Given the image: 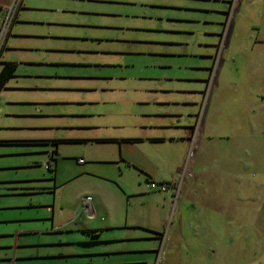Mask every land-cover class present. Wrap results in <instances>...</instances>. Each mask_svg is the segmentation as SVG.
Here are the masks:
<instances>
[{"label":"crops","instance_id":"crops-1","mask_svg":"<svg viewBox=\"0 0 264 264\" xmlns=\"http://www.w3.org/2000/svg\"><path fill=\"white\" fill-rule=\"evenodd\" d=\"M10 1L0 0V5ZM72 1L103 7L81 11L71 5ZM228 2L21 0L0 54V69L5 62L15 64L13 75L0 90V130L13 127L26 134L0 138V146L19 149L13 155L37 156L25 168L43 166L48 175L45 179L1 182L6 191H0V264H95L94 258L109 260L122 255L121 251L156 254L155 261L164 264L169 257H189V248L202 251L201 258L205 259L199 241H186L187 227H178L179 241H169L159 258L155 244L128 250L111 246L159 240L160 234L152 228L161 215L158 208L165 215L178 188L186 199L199 197L201 183L195 188L192 182L196 171L204 167L194 170L192 166L191 183L184 179L181 183L180 177L203 101L206 99L207 107L200 115L196 154L204 140L222 137L212 121L216 98L224 92L246 101L254 84H264V34L255 23L250 26L253 33L235 32L239 17L252 9L251 1L240 0L238 11L227 22ZM43 11H72L75 15L99 16L104 22L96 24L88 18L81 24L55 21L37 13ZM44 26L102 28L105 35L82 37L96 41V47L92 43L86 48L66 47L52 41L80 39L54 34ZM179 46L189 49L174 48ZM77 53L87 54V60H79ZM126 57L139 64L132 76L127 71L136 65L126 63ZM184 57L197 63L172 66V59ZM172 68H190L193 72L187 78L174 79L165 73ZM79 69L92 72L79 76ZM261 100L260 104L264 103V98ZM4 104L9 112L3 109ZM246 104H240L241 110H246ZM8 117L14 121H7ZM207 147L221 146L203 148ZM149 181L165 183L168 188L164 193L151 191ZM58 190L61 199L45 206L49 210L46 217L9 213L33 208L31 204L12 205L10 197L54 196ZM83 197L90 201L80 207ZM140 197L138 209L132 201ZM137 211L139 216H134ZM141 212H147V219L140 217ZM137 227L152 230L149 236L134 239L127 232ZM98 263L151 264L141 260Z\"/></svg>","mask_w":264,"mask_h":264},{"label":"rangeland","instance_id":"rangeland-1","mask_svg":"<svg viewBox=\"0 0 264 264\" xmlns=\"http://www.w3.org/2000/svg\"><path fill=\"white\" fill-rule=\"evenodd\" d=\"M252 9L245 10L244 17H239L236 22L235 32L246 33L255 32L251 29V24L255 23L259 26L260 33L264 34V0H250ZM240 2V0H239ZM245 2V0H244ZM243 2V3H244ZM81 1H72L71 5L78 7L81 11H97L101 10L103 5L88 3ZM240 4V3H239ZM42 6V5H39ZM234 10L233 13L238 11ZM228 10V9H227ZM64 13L59 11L53 12H37L43 17H48L59 21H77L74 24H81L83 19H92L96 24L104 22L99 16H83L81 14ZM36 13V14H37ZM90 22V21H88ZM44 29L51 30L54 34L70 35L80 40L64 39L63 41H52L56 44L64 45L66 47L75 46L76 48H86L87 45L96 47V41L81 40L86 34H93L94 37L101 38L105 31L102 28H88L81 26H44ZM225 30V29H224ZM233 30V29H232ZM230 29V31H232ZM185 40L186 36H183ZM188 41V40H187ZM189 42V41H188ZM191 47V45H190ZM181 48L183 51L188 50L189 46L174 47ZM75 56L79 60H87V54L77 53ZM126 63H135L133 59H127ZM197 63L193 58H174L171 63L172 66L184 65L187 63ZM134 69H130L127 74L132 76L135 74L133 70L139 66L135 63ZM239 66L240 63H234ZM256 67V66H255ZM257 68V67H256ZM91 73L92 69L82 71L79 69L78 74ZM168 75L175 78H187L193 72L189 69L176 68L165 71ZM85 81V80H84ZM210 81V80H209ZM174 84H176L174 82ZM254 84V83H253ZM252 96H249L246 101L240 99L238 95L229 97L224 92L216 98L212 106L213 118L212 121L216 129H219L222 137L217 136L213 141L204 140V144L200 146L198 154L196 148H188L186 153L185 165L188 164L190 169L194 166L196 171L193 179L188 178L190 174L184 172L180 177V182L193 183L194 187L200 183L199 197L191 196L190 199L183 197V192L178 193L175 201L171 199L167 212L157 215L152 228L154 232L160 234L159 240L152 241H129L127 243L114 244L111 247L119 250H128L127 248H147L150 246L157 247L158 258L160 254H165L164 250L168 249L169 241L178 242L180 231L178 227H187L184 233L186 241H199L204 247L205 259H202V251L198 249L189 248V257L185 258H167L164 264H264V103L261 98H264V84L250 89ZM238 92L240 89L237 90ZM8 98V97H7ZM6 100H2L4 103ZM244 101V102H242ZM205 102L207 103L206 99ZM203 101L199 113L205 112V103ZM246 104V110L239 107L240 104ZM3 109L9 112V106L2 105ZM207 107V106H206ZM252 108V109H251ZM27 109V108H21ZM251 111V112H250ZM9 120V117L7 121ZM9 121H14L10 119ZM232 130V136L229 131ZM58 132V131H57ZM226 133V135H224ZM18 134H26L22 130L13 129L9 127L0 130V138H10L18 136ZM200 138V137H199ZM220 138V139H218ZM219 145L220 148L204 149V146ZM231 146V149L225 148ZM16 147H1L0 146V191H6L1 182L7 180H22V179H42L48 175L45 167L38 166L33 168H25L26 163L31 159H38L37 156L13 155L18 152ZM195 159V165H193ZM215 162V163H214ZM214 163V165H213ZM197 182V183H196ZM200 182V183H199ZM182 183V182H181ZM203 183V184H202ZM34 184V183H33ZM48 185V183H42ZM180 185V184H179ZM70 187V186H67ZM65 187L64 189H66ZM63 189V188H62ZM61 189V190H62ZM58 190L54 196L47 193L35 194L28 197H10L11 204L33 205V208H23L9 210V213L27 216L46 217L49 215V210L45 207L50 205L52 200L58 202L61 199V193ZM64 191V190H63ZM144 200V199H143ZM148 204H155L150 199H145ZM142 197L136 198L132 201V205L140 208ZM158 206L160 204L158 203ZM137 210V209H136ZM140 216L147 219V212H141ZM134 216H139V212L134 213ZM20 229L27 227H18ZM37 228V227H32ZM151 228V227H149ZM149 228L137 227L129 230L128 235L134 239L145 238L149 236ZM2 230V227L1 229ZM185 231V230H184ZM119 236L120 233H114ZM34 237V236H31ZM22 240V239H21ZM155 247V248H156ZM120 256H111L110 261L106 258H94L93 263L98 262H122L133 261L139 262L147 261L151 264H162L160 261H155L156 254H140L135 255L128 251H121ZM164 252V253H163ZM197 252V254H195ZM161 256V257H162ZM168 256V254L166 255ZM198 258V259H197Z\"/></svg>","mask_w":264,"mask_h":264},{"label":"built area","instance_id":"built-area-1","mask_svg":"<svg viewBox=\"0 0 264 264\" xmlns=\"http://www.w3.org/2000/svg\"><path fill=\"white\" fill-rule=\"evenodd\" d=\"M21 0H11L9 4L7 5H0V54L1 51L3 50V47L5 45L7 36L10 32V28L14 22L15 16L17 14V11L20 7ZM239 4V0H229L228 4V10H227V22L230 19L231 15L233 14L234 10L237 9ZM226 22V24H227ZM200 117L196 121V123L193 125V128L191 130V135L189 136V148L194 150L197 146V142L199 140V135H200V123H199ZM79 163L82 162L81 159L78 160ZM187 173L190 174V167L188 164H186L183 168V174ZM148 188L151 191L158 192V193H164L166 192L168 186L165 183H158V182H153L149 181L147 183ZM177 191L175 192V195L173 196V201L177 198ZM89 197H83L81 198L79 202L80 207H85L86 205L89 204Z\"/></svg>","mask_w":264,"mask_h":264},{"label":"trees","instance_id":"trees-1","mask_svg":"<svg viewBox=\"0 0 264 264\" xmlns=\"http://www.w3.org/2000/svg\"><path fill=\"white\" fill-rule=\"evenodd\" d=\"M15 64L11 62L3 63L0 69V90L3 88L6 81L13 75Z\"/></svg>","mask_w":264,"mask_h":264},{"label":"flooded vegetation","instance_id":"flooded-vegetation-1","mask_svg":"<svg viewBox=\"0 0 264 264\" xmlns=\"http://www.w3.org/2000/svg\"><path fill=\"white\" fill-rule=\"evenodd\" d=\"M228 4H229V2H228ZM228 9V8H227ZM226 14H227V11H226Z\"/></svg>","mask_w":264,"mask_h":264}]
</instances>
